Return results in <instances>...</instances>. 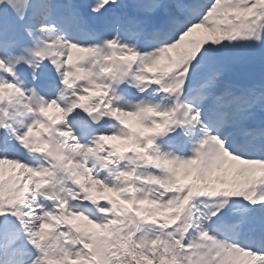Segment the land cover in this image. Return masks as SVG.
<instances>
[{"label":"snow or ice","instance_id":"6c2138e0","mask_svg":"<svg viewBox=\"0 0 264 264\" xmlns=\"http://www.w3.org/2000/svg\"><path fill=\"white\" fill-rule=\"evenodd\" d=\"M0 264H264V0H0Z\"/></svg>","mask_w":264,"mask_h":264}]
</instances>
